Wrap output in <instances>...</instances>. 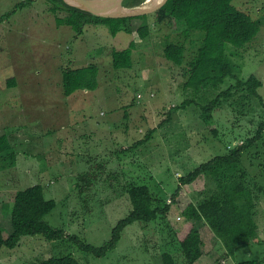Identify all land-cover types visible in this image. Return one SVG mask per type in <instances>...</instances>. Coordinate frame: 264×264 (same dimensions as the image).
Returning a JSON list of instances; mask_svg holds the SVG:
<instances>
[{"label":"rangeland","instance_id":"obj_1","mask_svg":"<svg viewBox=\"0 0 264 264\" xmlns=\"http://www.w3.org/2000/svg\"><path fill=\"white\" fill-rule=\"evenodd\" d=\"M27 1L0 0V16L11 13L0 23V136H7L11 146L0 154L5 236L11 229L15 194L41 185L46 198L57 204L44 220L101 247L132 211L131 185L148 186L155 198L169 204L179 178L241 145L264 120V0L233 1L260 22V31L242 49L227 47L237 79L254 75L261 81L258 92L263 103L254 96L248 99L246 91L238 93L213 113L210 122L202 119L199 106L181 108L186 98L184 73L202 35H185L184 22L167 18L159 23L154 12L132 20L131 31L122 30L117 36L105 25L88 26L77 34L69 25L57 24L56 18L64 13L53 15L47 0ZM21 3L24 7L17 9ZM143 27L150 29L144 40L138 33ZM166 42L184 43L183 66L165 58ZM131 43L136 45L132 68L115 70L113 51L125 50ZM88 65L99 70L98 88L66 97L62 72ZM235 84V78L229 77L222 90ZM148 135L145 145L130 149ZM240 167V172L246 171L247 190L256 204L257 237L233 256L222 241L206 232L205 223H198L203 255L195 264H264V135L244 153ZM213 187V180L201 177L183 188V196L196 204ZM180 217L173 206L166 218L132 223L117 248L104 258L84 253L66 240L49 242L36 236L23 238L16 249L0 248V264H40L66 255L81 264H164L165 253L176 264H188L175 238L185 221Z\"/></svg>","mask_w":264,"mask_h":264},{"label":"trees","instance_id":"obj_2","mask_svg":"<svg viewBox=\"0 0 264 264\" xmlns=\"http://www.w3.org/2000/svg\"><path fill=\"white\" fill-rule=\"evenodd\" d=\"M47 1L51 4L49 10L53 15H57L58 12L64 13L63 18H56L57 24L69 25L77 34L83 33L88 26L105 25L110 28L113 36H117L122 30L131 31L128 24L132 20L147 17L145 15L136 18H102L72 7L63 0ZM145 1L123 0L122 5L132 8L140 6ZM233 1L168 0L165 6L156 12L159 23L170 18L186 24L187 29L183 32L185 35L191 32L202 34L198 49L193 59L187 64L184 73L185 82L182 89L186 98L181 108L185 109L190 105L199 106L205 122H210L213 113L221 109L224 103L238 93L246 91L248 99L254 96L263 103L258 92L262 87L261 81L254 75L247 80L237 79L228 60V45L242 49L250 44L260 31V22L254 20L249 13L239 10L233 5ZM24 5L25 3H21L16 8L19 9ZM10 15L11 13L0 16V23H3ZM138 33L144 40L150 35V29L143 27L138 29ZM135 48L136 45L131 43L125 50L113 51L112 63L115 70L132 68ZM185 51L182 42H166L164 56L173 64L183 66ZM98 74V68L92 65L75 69L66 68L62 72L63 94L69 97L80 90L95 91L99 85ZM229 77L235 78L236 84L222 90L225 80ZM154 131H150V135ZM263 135L264 120L260 122L255 135L247 138L241 145L227 154L213 157L186 176L179 178L178 189L172 195L169 204H164L161 199L155 198L148 186L131 185L128 195L132 211L127 218L117 224L112 231L111 239L101 247H94L78 236L68 235L65 230L52 227L44 220L57 204L54 200L46 198L41 185L18 191L13 197L10 213L11 229L6 236L0 217V248L13 250L19 246L23 238L40 236L49 242L66 240L84 253L96 258H104L117 248L126 227L134 222L150 224L166 218L174 206L185 220L180 230L175 233V238L188 264H195L203 255L202 235L197 230L195 222H205L210 232L222 241L225 249L234 256L236 250L248 247L257 237V223L254 218L256 204L247 190L246 171L240 172V166L244 153L255 147L262 140ZM149 139L148 135L137 141L130 149H138ZM7 150H11L7 136H0V154ZM13 154L14 152H11L9 156L14 157ZM201 177L213 180L214 187L207 192V197L195 204L183 196V188L193 185ZM163 262L176 264L174 257L169 253L163 254ZM256 263L245 261L239 264ZM40 264L81 263L72 255H66L50 257Z\"/></svg>","mask_w":264,"mask_h":264},{"label":"water","instance_id":"obj_3","mask_svg":"<svg viewBox=\"0 0 264 264\" xmlns=\"http://www.w3.org/2000/svg\"><path fill=\"white\" fill-rule=\"evenodd\" d=\"M66 4L78 8L80 10L86 11L91 13L95 16L102 17V18H136L140 16L149 15L151 13L157 12L160 10L168 0H162L158 4H153L150 6H145L147 1L146 0L143 4L137 7L127 8L129 9L127 12H116L110 10L109 0H63ZM123 0L120 1L122 7Z\"/></svg>","mask_w":264,"mask_h":264},{"label":"bare ground","instance_id":"obj_4","mask_svg":"<svg viewBox=\"0 0 264 264\" xmlns=\"http://www.w3.org/2000/svg\"><path fill=\"white\" fill-rule=\"evenodd\" d=\"M120 1L121 0H109V2H111V4H110V10H113V11H116V12H127L129 9H127V7L126 8L125 7L121 8L120 7L121 6ZM160 1H162V0H148V3H151L152 2V4L145 5V6H150V5H153V4H158Z\"/></svg>","mask_w":264,"mask_h":264},{"label":"crops","instance_id":"obj_5","mask_svg":"<svg viewBox=\"0 0 264 264\" xmlns=\"http://www.w3.org/2000/svg\"><path fill=\"white\" fill-rule=\"evenodd\" d=\"M72 95H73V94H72ZM198 223H199V222H195V226H196L197 230L199 231L198 226H197ZM200 223H203V224H204L205 222H200ZM205 225H206V223L204 224V226H205ZM204 229L206 230V232H207V231H208V232L211 231V230L208 228L207 225H206V228L204 227ZM213 235H214V234H213Z\"/></svg>","mask_w":264,"mask_h":264}]
</instances>
